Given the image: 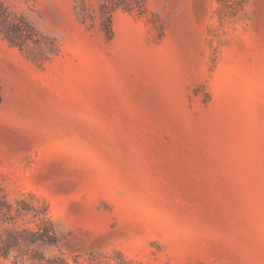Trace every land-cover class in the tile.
Masks as SVG:
<instances>
[{
    "label": "rangeland",
    "instance_id": "1",
    "mask_svg": "<svg viewBox=\"0 0 264 264\" xmlns=\"http://www.w3.org/2000/svg\"><path fill=\"white\" fill-rule=\"evenodd\" d=\"M10 240L0 264H264V0H0Z\"/></svg>",
    "mask_w": 264,
    "mask_h": 264
},
{
    "label": "trees",
    "instance_id": "2",
    "mask_svg": "<svg viewBox=\"0 0 264 264\" xmlns=\"http://www.w3.org/2000/svg\"><path fill=\"white\" fill-rule=\"evenodd\" d=\"M1 206L9 208V205L6 201H4V203L1 204ZM0 245H1V243H0ZM14 245H15V241H13V240H10L8 243H5L4 246L0 247L1 255L5 258H8L12 248L14 247Z\"/></svg>",
    "mask_w": 264,
    "mask_h": 264
}]
</instances>
